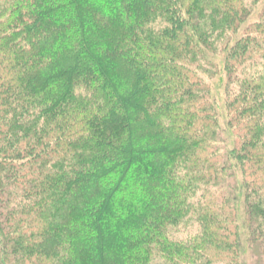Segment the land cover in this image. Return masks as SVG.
Masks as SVG:
<instances>
[{
	"label": "trees",
	"instance_id": "obj_1",
	"mask_svg": "<svg viewBox=\"0 0 264 264\" xmlns=\"http://www.w3.org/2000/svg\"><path fill=\"white\" fill-rule=\"evenodd\" d=\"M264 264V0H0V264Z\"/></svg>",
	"mask_w": 264,
	"mask_h": 264
},
{
	"label": "rangeland",
	"instance_id": "obj_2",
	"mask_svg": "<svg viewBox=\"0 0 264 264\" xmlns=\"http://www.w3.org/2000/svg\"><path fill=\"white\" fill-rule=\"evenodd\" d=\"M252 258L256 259L255 256L252 253L246 252L244 264H251L252 263Z\"/></svg>",
	"mask_w": 264,
	"mask_h": 264
}]
</instances>
